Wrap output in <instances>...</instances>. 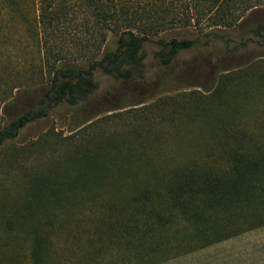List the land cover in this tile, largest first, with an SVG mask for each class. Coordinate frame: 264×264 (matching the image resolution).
Instances as JSON below:
<instances>
[{"label":"trees","instance_id":"obj_1","mask_svg":"<svg viewBox=\"0 0 264 264\" xmlns=\"http://www.w3.org/2000/svg\"><path fill=\"white\" fill-rule=\"evenodd\" d=\"M32 8L29 21L25 17ZM233 8V0H0V31L2 18H18L33 27L38 48V63L25 77L29 86L7 90L11 98L22 87L7 106L12 118L0 131V145L62 105L87 103L98 89L95 70L121 82L143 79V48L168 33L167 27L178 33L206 17L212 27H226L237 21L229 19ZM108 31L116 36L112 45ZM254 33L264 44V26ZM156 43L160 63L168 66L194 42L158 38ZM72 46L78 54L67 49ZM216 93L222 102L223 94ZM226 117L217 118L215 136L223 151L234 155L226 156L234 167L220 166L221 173L214 163V170L199 178L182 169L178 191L168 192L150 211L147 194L128 195L116 187L128 167L117 161L120 148L110 140L96 152L73 156L71 168L56 167L37 177L32 201L12 211L0 206V264H160L263 227L264 155L233 146L240 133L220 124ZM46 198L55 203L48 213L41 210ZM122 200L133 203L115 217ZM83 201L90 203L78 211ZM45 215L49 222L41 221ZM62 217L74 219L77 227L65 226ZM87 224L92 227L80 230Z\"/></svg>","mask_w":264,"mask_h":264},{"label":"rangeland","instance_id":"obj_2","mask_svg":"<svg viewBox=\"0 0 264 264\" xmlns=\"http://www.w3.org/2000/svg\"><path fill=\"white\" fill-rule=\"evenodd\" d=\"M233 3L229 19L234 17L236 23L212 27L206 17L178 33L167 27L168 33L152 38L143 48V79L121 82L95 70L98 89L87 103L62 105L42 120L17 129L14 139L0 145V206L12 211L26 200L32 201L37 177L56 167L62 171L71 168L73 156L96 152L99 145L103 147L110 140L120 148L117 161L128 167L123 175L126 178L116 187L128 195L147 194L150 211L151 206L165 201L168 192L178 191L182 169L188 168L198 177L214 170V163L221 173L220 166L227 167L224 171L234 167L226 158L234 155L223 151L215 136L222 113L227 117L220 124L229 132L240 133L233 146L240 151L248 148L254 156L264 155L259 151L264 152V44L254 33L258 26H264V0ZM33 16L32 8L25 18L32 21ZM2 21L0 131L10 122L12 113L7 106L22 87L14 89L11 98L7 90L28 87L25 77L38 63L33 27L15 17ZM158 38L194 43L180 51L170 65L163 66L157 56L161 50ZM107 40L112 45L116 36L108 31ZM67 49L79 52L76 46ZM217 91L223 94L222 102L216 100ZM207 100H211L209 105ZM204 115L205 119L200 117ZM220 156H225L223 161ZM130 202L118 201L115 217L128 209ZM42 203L41 210L46 213L55 207L48 198ZM89 203L81 202L78 211ZM64 217L65 226L77 227L74 219ZM40 219L49 222L46 215ZM90 227L80 226V230ZM160 264H264V226Z\"/></svg>","mask_w":264,"mask_h":264}]
</instances>
